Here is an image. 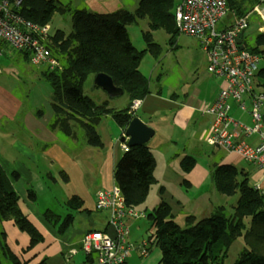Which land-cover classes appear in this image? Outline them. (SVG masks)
<instances>
[{
	"label": "trees",
	"instance_id": "trees-1",
	"mask_svg": "<svg viewBox=\"0 0 264 264\" xmlns=\"http://www.w3.org/2000/svg\"><path fill=\"white\" fill-rule=\"evenodd\" d=\"M259 1L227 0L229 13L233 18L247 15ZM9 3L14 13L41 27L51 23L55 12L72 13V30L69 33L57 30L51 34L49 49L57 60L56 69L48 74L45 70L41 73L52 88L54 117L49 127L71 139L76 138V129H81L87 144L97 149L103 146L97 133L99 123L109 117L126 131L135 118L130 113L133 102L145 99L150 93V82L142 74L140 63L145 52L155 57L160 54L161 47L153 40L151 31L165 30L170 35V44H174L180 34L175 20L178 6L175 0H141L134 13L125 9L108 13L86 9L73 11L54 0H22L20 4L17 0H9ZM141 18L149 20L150 31L144 33L147 48L139 51L131 42L127 26ZM1 44L6 43L0 40ZM263 45L264 35L258 33L255 46L247 47L258 53ZM22 56L30 63L27 54ZM98 74L111 77L115 86L127 94V107L117 110L109 107L107 102L98 105L84 94L86 82ZM260 76L264 77V69ZM94 87L100 89L95 84ZM43 113L41 109L36 112L39 117ZM195 164V158L187 156L182 167L190 171ZM155 168L156 161L148 144L130 147L129 152L124 153L116 165L114 180L127 208L146 213L144 205L156 182ZM240 177L243 179L238 180ZM13 178L18 180L19 175L14 173ZM212 180L217 191L225 196L233 197L239 193L237 205L230 215L223 206H217L202 219L188 217L185 226L181 227L175 222L172 208L167 203L146 213L153 229L149 243L161 252L158 264H225L231 246L239 238L244 240L245 247L234 264H264V191L250 186L248 173L233 165L216 166ZM30 196L35 198L33 192ZM82 206V200L76 196L67 202L70 213L58 228L60 234L74 224L75 214ZM45 216L52 224L58 223V219H52L58 217L53 212L47 211ZM7 221L29 235V249L44 240L22 211L12 178L0 166V253L11 264H26L6 244L7 234L1 224ZM0 264H3L1 259ZM40 264H46V261ZM85 264H94V258L87 257Z\"/></svg>",
	"mask_w": 264,
	"mask_h": 264
},
{
	"label": "rangeland",
	"instance_id": "rangeland-1",
	"mask_svg": "<svg viewBox=\"0 0 264 264\" xmlns=\"http://www.w3.org/2000/svg\"><path fill=\"white\" fill-rule=\"evenodd\" d=\"M54 1L62 6L71 8L73 11L86 9L96 13H108L125 9L130 13H134L138 9L141 0ZM175 2L178 3L180 0H175ZM233 19V15L228 13L219 23L217 27L218 31L224 28V26L229 24ZM259 19L260 18L256 15L250 17L249 27L244 33V39L248 47L255 46V40L259 33L258 30L263 26L261 19ZM72 25L73 20L71 12H55L49 24L50 33H54L57 30L69 33L72 30ZM127 30L131 42L137 50L142 51L147 48L144 39V33L150 31L149 20L147 18L136 20V23L127 26ZM151 33L153 40L160 45L161 51L157 57L151 55L149 52H145L140 63L142 74L146 76L150 82V93L147 96L161 97L163 101L153 100L152 103L159 102L162 106H165V109H169L166 106L170 107L169 102L176 98L178 105H182L183 108L187 105H193L198 110V112L193 114L192 121L186 131L176 130V128H174L173 131H176V139L180 150L187 147L189 149L188 155L194 156L202 165L214 168L219 152H216L217 150L215 151V149L208 148L206 145L202 146L200 144L198 148H196V145L203 139H201V135L203 131L207 129L208 122L211 121V118L204 115L202 111H199V108L203 103L208 105L212 103L217 91H219L220 83L208 72L206 54L196 39L179 34L175 39V43L170 44V35H168L165 30L157 29L151 31ZM262 47H264V45ZM0 53H2L0 54V89L24 101V107L20 112L16 111L15 113L17 116L8 113L6 116L2 117L1 122L3 125L6 124L8 129H4L7 130V136L4 138L2 135L0 139V166H3L4 169L11 174L12 171H19L18 165H20V162L24 161V155L19 150L18 145L22 143V137L26 142L32 143V139L27 137L30 133H23V129L21 128L23 115L27 113L30 108L33 109L36 107V109H45L47 106L51 105L52 88L43 80L41 73L45 70V73L48 74L56 68L49 70L46 65L34 66L29 62L24 63L20 58H16V55L22 56L23 53H17L11 50L7 44ZM261 67H264V60L261 62ZM83 91L84 94L90 97L96 104L102 105L108 101L109 107L117 110L125 108L128 102L127 94L112 98L105 91L96 89L94 87V78L92 77L86 82ZM152 106L157 107L155 104H152ZM31 109L30 111L33 112ZM135 115L136 118L143 117L142 112L137 111ZM235 117L245 119L244 114L241 112H237ZM150 119L151 120L148 122L149 125L154 123L155 125L153 124V127H157L156 124L158 119L155 117ZM247 122L250 123L249 120ZM114 128H117L116 125H114ZM159 129L165 131V133L172 131L165 127L164 124H160ZM192 130L196 131L198 137L194 141H189L188 136ZM76 135L75 139H71L60 134L61 141L58 142V145L65 152V155L59 156L58 153H56L54 161H51L52 159L48 160V158L44 161L42 154L37 155L34 153V156H30L31 161L27 163V166L31 169L33 182L24 180V183L28 184V188L23 191L18 190L20 195H26V191L29 188L35 192V202L27 201L25 205L27 209L31 211L36 221H38L37 215L42 219L41 215L47 210H51L55 216H58L56 218L52 217L53 221H57L58 219V223H54L57 225V227L55 226L56 229L52 227L55 229V233L58 231V227L63 222L66 215L70 213V210L67 209L66 206L67 200L78 193L86 196L93 195L100 183V175L98 174L99 161L97 162V160L99 157L98 153L101 149L89 146L84 132L81 129H76ZM102 142L104 143V139ZM104 146L106 147V144H104ZM163 149V146H161L160 150L157 148L153 150L156 159V177L163 176L165 172L166 165L163 160ZM74 165H76L77 168H75ZM243 169L248 172L250 186L255 185L258 179L259 183L264 181V175L261 176L260 173L258 179L256 175L255 177L253 176L257 169L253 165L244 161V164L239 167V170ZM62 171H65L69 176V182L65 181L62 177ZM241 179L243 178L240 177L238 180ZM259 185L261 186V184ZM159 187L160 185L156 182L152 186V190L155 192ZM152 190L150 191L146 205L153 199L154 193ZM193 193L195 194L196 190ZM217 194L218 195H214L215 200L217 198L216 196H219V199L215 202L218 203L217 206H223L228 215L233 213L237 201L239 200V193L233 197L225 196L221 193ZM22 199L26 200L24 196H21V200ZM89 206V201H87L85 207L89 208ZM82 214L83 215H77L74 226L69 229L64 239L70 242H77L80 232L85 230V228L90 229L94 227L93 229L102 230L105 225L101 223V225L97 226L95 224L96 217L99 216L102 220H108L107 218L109 217L107 211H96L95 208L94 211H90V213L83 212ZM135 222L138 223L133 227V231H131L129 236V241L133 245L140 242L142 238L152 232V226L148 219L130 221V226ZM58 236L59 235L56 233L55 238ZM60 239L63 240L62 237ZM148 247H150V245H148ZM244 247V240L242 238L237 239L228 252L225 264H234ZM150 251L149 264H158L161 255L160 250L156 245H151ZM147 258L148 257L138 259V257L133 254L129 259L132 262L136 260L138 264H143L144 262V264H146ZM1 259L3 264H11L3 257Z\"/></svg>",
	"mask_w": 264,
	"mask_h": 264
},
{
	"label": "built area",
	"instance_id": "built-area-1",
	"mask_svg": "<svg viewBox=\"0 0 264 264\" xmlns=\"http://www.w3.org/2000/svg\"><path fill=\"white\" fill-rule=\"evenodd\" d=\"M21 1L17 0V4ZM228 13L227 0H182L175 9L176 26L180 34L198 40L207 55L208 72L221 82L216 100L202 111L212 118L205 144L238 155L264 175V78L260 76L264 47L253 53L244 39L251 13L261 19L263 26L258 31L264 34V0L251 13L234 18L218 31L219 23ZM240 34L243 49L238 44ZM0 40L11 50L27 54L34 66L46 65L49 70L57 66L49 49L52 42L49 25L41 27L14 13L9 0H0ZM140 104V100L134 101L130 113L135 115ZM237 112L244 114L245 119L236 118ZM122 148L124 153L130 150L128 144ZM256 188L264 191L260 185ZM94 208L109 213L107 228L84 235L82 253L86 258L92 256L94 264H127L137 249L129 241V223L147 219V214L127 208L117 186L111 191H99ZM110 227L115 237L108 233ZM149 248L147 241L141 243L138 250L142 258L149 256Z\"/></svg>",
	"mask_w": 264,
	"mask_h": 264
},
{
	"label": "crops",
	"instance_id": "crops-1",
	"mask_svg": "<svg viewBox=\"0 0 264 264\" xmlns=\"http://www.w3.org/2000/svg\"><path fill=\"white\" fill-rule=\"evenodd\" d=\"M181 2L182 0H180L177 5H180ZM5 45L6 44H1L0 51L3 50V47ZM16 56V58H20L24 63H28V61L24 60L23 56ZM262 69H264V67H262ZM218 83H220V91L221 82L218 81ZM219 91H217L214 100L211 104H213L216 100ZM153 100L163 101L161 97L148 96L145 99L140 100L141 104L137 111L142 112L143 117L138 118L148 126H152V128H154V140L153 138L150 140V142L148 143V147L150 148L154 156L153 150L155 148L160 150V147L163 146V160L164 164L166 165V168L163 176H155L156 182L160 185V187L158 190H155V192L154 190H152L151 187L154 196L153 199L151 198L152 200L149 202L148 205L145 204L144 208L146 211H148L146 213H150L156 208H158L160 204L167 203L172 208V213L174 215L175 222L179 226L184 227L188 217L192 216L197 219H202L204 217L209 216L208 214H211L215 207H217L218 203L215 202L219 199V196H216L217 198L215 200L214 195H218L217 193L219 192L215 188V185L212 180V173L215 170L216 166L233 165L239 169V167L244 164V160H242L236 154H229L223 150L215 149V151L217 150L216 152L219 153L217 154V162H215L214 168L202 165L197 161L194 156L188 155L189 149L187 147H184V149L182 150L178 148L176 131H173L174 128H176V130L186 131L192 121L193 114L195 112H198V110L193 105H187L183 108L182 105H178L176 98L169 102L170 107L166 106L169 109H165V106H162L159 102L152 103ZM106 102L109 105V102ZM152 104H155L157 107H153ZM127 105L128 102L126 103L125 107H127ZM210 105L203 103L200 106L199 111H203L204 108H207V106ZM23 107L24 101L19 100L7 93L6 91L0 89V139L2 138V135L4 136V138L7 136V130L4 129H8L6 124L3 125L1 123L2 117L6 116L8 113L12 114L13 116H17L15 115L16 111L20 112ZM30 109L27 111V113L23 115L24 117L22 119L21 128L23 129V133H30L29 136H27L26 134L25 135L28 138L30 137L32 139V143L26 142L22 137V143L18 144L19 150L24 155V161L20 162V165H18L19 171H12V173L9 174L8 171H6L3 166H1L2 169L12 178L13 187L18 194V190L23 191L28 188V184L24 183V180H29L30 182H33L31 169H29L30 167L27 166V163L31 161L30 156H34V153H36L37 155L42 154L44 161H46L47 158L48 160L52 159L51 161H54V156L56 153H58L59 156L65 155V152L58 145V142L61 141L60 134L58 132L51 131L49 127L54 117L52 106L49 105L45 109L42 108L41 110H43L44 113L41 117L37 116L36 114V112L40 109H36L35 107L31 109L33 110V112H31ZM152 117L158 119V122L156 124L157 127H153L154 123H151L149 125L148 122L149 120H151L150 118ZM211 123L212 118L211 121L207 124V129L204 130L203 134L201 135V139H203L199 143H197L196 148H198V145L200 146V144L202 146L206 145L205 137L210 131ZM160 124H164L165 127L171 129L172 131L165 133V131L159 129ZM114 125H116L117 128H114ZM97 133L100 136L101 141H103L104 139V143L102 142L103 146L98 153L99 157L97 160V162L99 161L98 174L100 175V183L98 184L97 190L94 191L93 195L86 196L84 194L78 193L71 196L67 200L68 202L72 197L76 196L79 197L83 202L82 208L75 214V221L78 214L83 215V212L90 213V211H94L96 194L99 191H111L116 186L114 180L115 168L124 155L122 145L127 144L126 141H122L125 135L124 129H122L113 119L109 117L104 118L99 123V125L97 126ZM197 137L198 135L194 130H192L188 136L189 141H194ZM104 144H106V147L104 146ZM187 156L194 157L196 160V164L190 171H186L182 167V162ZM74 167L77 168L76 165H74ZM255 172L253 176L255 177L256 175L257 179L259 178V173L261 174V176L263 175L262 172L258 169H256ZM14 173H17L19 175L18 180H14ZM61 175L65 181L69 182V176L66 174L65 171H62ZM259 184H261V187L264 188V181H261L259 183L258 179L255 185ZM255 185H253V187H255ZM195 190L196 193L194 194L193 192ZM31 192L35 194V192L30 188L26 191V195L19 194L21 209L31 220V222L35 225V227L39 230V232L43 235L44 240L41 243L37 244L35 247L29 249V235L20 231L12 222L7 221L1 224V227L5 230L7 234V246L16 256H18L19 260L22 263L26 264H40L42 261H46V264H85L86 257L81 251V242L84 235L93 230L104 231L107 228L108 220H102V218H99V216L96 217L95 224L99 226L101 225V223H104V229H93L94 227H91L90 229L85 228V230L80 232L79 240L77 242H70L67 239H64L69 229L74 226L75 222L65 233L60 234L59 231H57L56 233L59 236L55 238V229L57 225H53L51 222H48L49 220L47 221V219L45 218V213L51 210H47L46 212H44L43 215H41L42 219H40L39 215H37L38 221H36L33 218V214L31 213V211L27 209L25 205L26 202H35L34 200H36V194L35 198H33L30 196ZM21 196H24L26 200H21ZM87 201H89V208L85 207ZM137 223L138 222H135L131 225V231H133V227ZM52 227H54L55 229ZM152 232L142 238L140 242L135 244L137 249H135L131 255L135 254L138 259L142 258L139 254L138 248L143 241H147L148 245H150L151 247V244L149 243V238L151 237ZM61 237L63 240L60 239ZM2 257L3 255L0 253V259ZM147 257L148 260L146 264H149L150 256ZM127 264H138V262L136 260L132 262L129 259Z\"/></svg>",
	"mask_w": 264,
	"mask_h": 264
},
{
	"label": "water",
	"instance_id": "water-1",
	"mask_svg": "<svg viewBox=\"0 0 264 264\" xmlns=\"http://www.w3.org/2000/svg\"><path fill=\"white\" fill-rule=\"evenodd\" d=\"M242 37L243 34H240L238 38V44H240L241 49L244 48L241 45ZM94 84L101 90L105 91L112 98H116L124 94V91L121 88L115 86L112 78L106 74H98L94 78ZM154 136V128L148 126L139 118L135 117L129 123L122 141H126L129 147H137L141 145H147ZM107 231L109 234L115 237L114 229L112 227L108 228Z\"/></svg>",
	"mask_w": 264,
	"mask_h": 264
},
{
	"label": "bare ground",
	"instance_id": "bare-ground-1",
	"mask_svg": "<svg viewBox=\"0 0 264 264\" xmlns=\"http://www.w3.org/2000/svg\"><path fill=\"white\" fill-rule=\"evenodd\" d=\"M251 12H252V10H251ZM251 12H250V13H251ZM253 15H256V14H252V13H251V16H253ZM256 16H258V15H256ZM258 17H259V16H258Z\"/></svg>",
	"mask_w": 264,
	"mask_h": 264
}]
</instances>
